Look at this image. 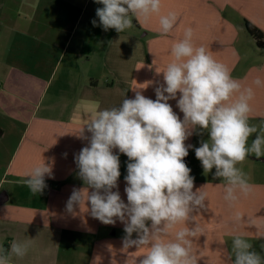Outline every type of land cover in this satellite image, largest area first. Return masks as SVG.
<instances>
[{
    "label": "crops",
    "instance_id": "obj_1",
    "mask_svg": "<svg viewBox=\"0 0 264 264\" xmlns=\"http://www.w3.org/2000/svg\"><path fill=\"white\" fill-rule=\"evenodd\" d=\"M88 3L4 0L0 4V246L7 249L13 240L32 242L28 254L13 257L11 264H139L145 249H124L122 223L105 225L83 205L73 213L66 210L73 189L85 187L74 159L89 143L78 135L81 128L98 109L134 98L133 88L144 82L148 87L141 90L143 95L155 100L154 89L163 83L158 72L173 59L171 45L184 38L187 27L194 31L193 43L205 47L231 74L246 78L254 71L247 60L252 52L240 51L239 40L244 33L250 35L245 21L264 32V0H162L160 15L177 14L171 40L162 37L158 15L148 22L133 18L134 30L111 33L102 53H95L89 40L92 29L102 27L93 26V19L99 23L94 11L87 16ZM149 45L151 54L144 56ZM258 70L264 71V62ZM84 134L90 139L91 133ZM185 143L192 144L191 137ZM113 151L122 160L124 154ZM249 157L264 170L260 166L264 161ZM42 160L50 166L51 176L45 177L43 193L33 195L23 179ZM260 184L264 187V181ZM125 187L120 176L119 192L127 203ZM217 189H222L220 184ZM230 222L195 214L189 227L198 224L201 229L192 242L197 264H231L233 239L209 232ZM251 231L235 234L251 244L264 240Z\"/></svg>",
    "mask_w": 264,
    "mask_h": 264
},
{
    "label": "clouds",
    "instance_id": "obj_2",
    "mask_svg": "<svg viewBox=\"0 0 264 264\" xmlns=\"http://www.w3.org/2000/svg\"><path fill=\"white\" fill-rule=\"evenodd\" d=\"M94 2L103 7L96 9L99 23L91 22L104 31L122 33L133 27V18L148 22L158 15L161 33L168 34L177 22L175 12L160 15L162 0ZM193 36V29L187 27L184 38L171 45L173 59L158 72L163 83L154 89L155 100L143 95L141 90L148 84H142L133 88L134 98L124 97L117 107L93 112L78 134L89 140L74 158L85 187L73 189L66 210L73 213L83 205L105 225L122 223L124 249H145L139 264H197L192 242L201 229L189 224L195 221L194 213L205 208L207 193L203 186L194 191L195 177L185 162L189 149H194L205 175L215 169L213 179L224 181L223 199L229 205L251 192L246 174L237 165L250 155L264 157V129L249 124L254 88L233 78L225 64L193 43ZM253 84L260 87L264 82L257 77ZM170 100L176 101L183 119ZM194 132L208 133L199 147L185 143ZM114 149L129 160L124 177L127 203L118 188L120 157ZM46 176H51V168L42 160L25 173L23 184L33 195L42 194ZM234 219L242 217L237 214ZM31 243L13 240L7 249L0 246V264L25 257ZM229 259L231 264H264V255L240 235L232 240Z\"/></svg>",
    "mask_w": 264,
    "mask_h": 264
},
{
    "label": "rangeland",
    "instance_id": "obj_3",
    "mask_svg": "<svg viewBox=\"0 0 264 264\" xmlns=\"http://www.w3.org/2000/svg\"><path fill=\"white\" fill-rule=\"evenodd\" d=\"M4 0H0V4ZM2 5V4H1ZM103 7V5L95 3L94 0H89L88 5L86 6L87 16L91 12L94 11L96 13V9ZM1 9V6H0ZM243 28V27H240ZM134 28L128 29L126 31H133ZM115 29H109L108 31H104L103 28H93L92 32L88 34L89 40L91 42V47L95 53H102V45H104L108 41V37L111 33H113ZM112 35V34H111ZM168 36L169 40L172 39V33L163 34L162 37ZM241 39L239 40V48L240 51H243L245 54L247 52H252V58H247L250 64H253V72L251 76H247L246 78L242 76V73L231 74L233 78L238 79L242 85L244 86H252L255 91V98L250 102L252 111L249 115V124L255 125L258 130L264 129V85L260 87H256L253 84V81L259 77L262 82H264V71L260 72L258 68L264 62V49L259 50L256 45V39L251 35H241ZM145 41V40H144ZM143 41V42H144ZM164 40L159 42V45L163 43ZM97 47V48H96ZM100 47V48H99ZM161 47V46H160ZM92 51V50H91ZM157 49H154V53H156ZM158 51L162 52L163 49L159 48ZM127 54H131V50L127 49ZM150 56V45L146 46L144 56ZM246 60V61H247ZM236 76V77H235ZM107 80H111L112 76H106ZM145 84V82H144ZM162 84V81L158 82V85ZM145 90V89H144ZM179 97V93H178ZM147 98H151L147 97ZM169 103L172 105L173 110H179L176 107V101L170 100ZM183 116V114H178ZM256 134H253L249 138L248 145H251L252 140L255 138ZM208 133L204 132L203 135H199L198 132H194L191 136V140L193 141L192 145L195 147L200 146L201 140H207ZM191 154V159L188 161L187 166L191 169V175L195 177V188H200L203 186L202 190L207 193V201L205 202V208L200 209L195 212V214L200 213L201 217L209 218V219H221L223 221H231L234 220V217L237 214H240L243 222H230L228 226L221 227L216 226L215 230H210L209 232L212 234H220L223 232L224 239H233L236 236L237 231H244L245 229H249V231L253 232L256 235L264 236V187L263 184H260L264 181V170L259 169L258 164L255 161H252L250 157L246 158L242 164L237 165V167L241 168L243 172L246 174L249 182L251 183V192L247 196L241 195L239 200L235 202L233 205H229L223 197L225 195L224 181L218 179H213V173L215 169H213L212 173L205 175L203 173V169L201 166V162L195 157L194 149H189ZM254 156V155H250ZM129 162L128 157L124 155L122 160H120V172L121 177H125L127 175V163ZM264 166V165H260ZM221 185L222 189H217L218 185ZM253 249L261 255H264V240H256L252 243Z\"/></svg>",
    "mask_w": 264,
    "mask_h": 264
},
{
    "label": "trees",
    "instance_id": "obj_4",
    "mask_svg": "<svg viewBox=\"0 0 264 264\" xmlns=\"http://www.w3.org/2000/svg\"><path fill=\"white\" fill-rule=\"evenodd\" d=\"M245 26L248 33L256 39L257 46L260 48H264V32H262L255 25L250 23L249 21H245ZM2 135V129H0V137ZM189 154L185 157L186 164L188 163Z\"/></svg>",
    "mask_w": 264,
    "mask_h": 264
},
{
    "label": "water",
    "instance_id": "obj_5",
    "mask_svg": "<svg viewBox=\"0 0 264 264\" xmlns=\"http://www.w3.org/2000/svg\"><path fill=\"white\" fill-rule=\"evenodd\" d=\"M257 159H259V160H261V161H264V158H257Z\"/></svg>",
    "mask_w": 264,
    "mask_h": 264
}]
</instances>
